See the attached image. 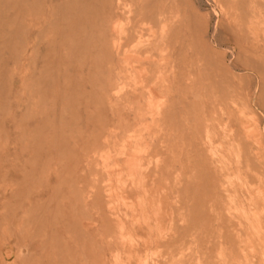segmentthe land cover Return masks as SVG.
I'll return each instance as SVG.
<instances>
[{
  "label": "rangeland",
  "instance_id": "rangeland-1",
  "mask_svg": "<svg viewBox=\"0 0 264 264\" xmlns=\"http://www.w3.org/2000/svg\"><path fill=\"white\" fill-rule=\"evenodd\" d=\"M0 264H264V0H0Z\"/></svg>",
  "mask_w": 264,
  "mask_h": 264
},
{
  "label": "bare ground",
  "instance_id": "bare-ground-1",
  "mask_svg": "<svg viewBox=\"0 0 264 264\" xmlns=\"http://www.w3.org/2000/svg\"><path fill=\"white\" fill-rule=\"evenodd\" d=\"M113 28V27H112ZM19 102V101H18ZM139 161V160H138ZM133 182V181H132ZM162 205V204H161ZM143 215V214H142ZM153 232V231H152ZM122 242V241H121ZM134 249V248H133Z\"/></svg>",
  "mask_w": 264,
  "mask_h": 264
}]
</instances>
